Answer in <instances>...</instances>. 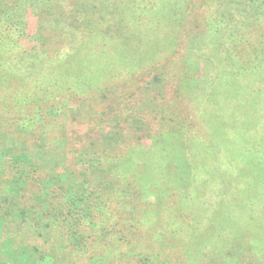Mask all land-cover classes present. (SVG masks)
<instances>
[{"label": "trees", "instance_id": "16d2710c", "mask_svg": "<svg viewBox=\"0 0 264 264\" xmlns=\"http://www.w3.org/2000/svg\"><path fill=\"white\" fill-rule=\"evenodd\" d=\"M4 1L0 264L1 251L26 264L49 259L51 264H264V135L252 127L244 137V121L240 135L235 131L227 145L214 146L209 135L200 138L182 128L187 159L172 167L158 143L144 144L145 127L135 131L140 143L131 141L129 130L105 127L96 141L103 137V149L79 145L76 130L57 127L59 113L46 114L48 106L57 109L52 101L64 87L45 81L24 49L26 22L19 18L24 3L11 0L14 7L4 8ZM114 1L103 0V10ZM173 1L157 0L152 9L168 12ZM177 2L186 17L199 14L205 28L212 31L216 22L218 30L243 41L234 67L223 71L235 88L243 86L246 73L264 76V0ZM118 3L113 7L125 12L136 8ZM4 52L13 56L7 67ZM67 90L82 94L83 86ZM232 195L235 205H229ZM164 200L170 211L162 216Z\"/></svg>", "mask_w": 264, "mask_h": 264}, {"label": "rangeland", "instance_id": "374dc122", "mask_svg": "<svg viewBox=\"0 0 264 264\" xmlns=\"http://www.w3.org/2000/svg\"><path fill=\"white\" fill-rule=\"evenodd\" d=\"M10 1L2 2L4 8L14 7ZM46 1L22 0L19 18H24L28 35L24 49L45 81L63 84L52 101L57 109L48 106L46 114L59 113L57 127L76 130L79 145L103 149V137L96 142L100 134L118 127L123 134L131 131V141L140 143L135 131L145 127L144 144L158 143L172 167L184 166L187 159L182 128L200 138L209 135L214 146L227 145L235 131L240 135L244 121V137L257 129L264 135V76L246 73L239 80L243 86L235 88L234 80L223 75L243 49L232 31L218 30L216 22L212 31L205 28L199 14L186 17L177 0L168 12L152 9L157 0H123L136 5L130 13L113 7L121 6L118 0L108 7L110 12L103 10V0ZM11 55L3 53L5 67ZM80 83L82 94L66 92ZM157 131H162L160 137ZM235 197L228 199L229 205L236 204ZM160 205L159 213L168 215V200ZM1 254V264H26L17 254ZM49 260L35 264H51Z\"/></svg>", "mask_w": 264, "mask_h": 264}]
</instances>
